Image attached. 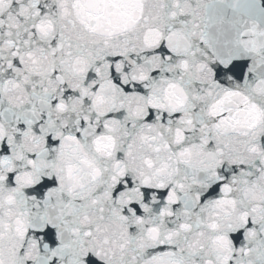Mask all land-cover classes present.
I'll return each mask as SVG.
<instances>
[{"label": "snow or ice", "instance_id": "6c2138e0", "mask_svg": "<svg viewBox=\"0 0 264 264\" xmlns=\"http://www.w3.org/2000/svg\"><path fill=\"white\" fill-rule=\"evenodd\" d=\"M0 264H264V0H0Z\"/></svg>", "mask_w": 264, "mask_h": 264}]
</instances>
